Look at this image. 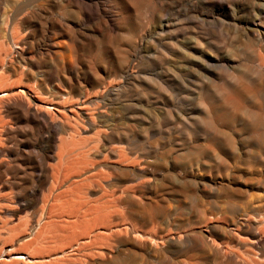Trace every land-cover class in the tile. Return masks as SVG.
I'll return each instance as SVG.
<instances>
[{"label": "rangeland", "instance_id": "374dc122", "mask_svg": "<svg viewBox=\"0 0 264 264\" xmlns=\"http://www.w3.org/2000/svg\"><path fill=\"white\" fill-rule=\"evenodd\" d=\"M81 2L0 0V17L21 19L24 55L34 60L14 57L18 40L6 41L0 24V42L8 49L0 52V92L22 89L0 105V199L9 207L0 204V252L11 249L25 258L0 264H154L213 251L212 239L235 245L232 225L257 217L238 207L264 205V178L257 175L263 166L224 164L218 149L203 150L211 132L239 125L231 118L233 92L258 82L250 74L264 63L256 32L264 30V0ZM48 41L54 54L44 52ZM63 67L96 77L90 91L102 102L99 138L113 133L132 163L116 167L99 201L71 208L53 201L66 185L58 188L50 176L57 142L31 119L6 112L15 103L29 104L38 115L33 97L46 104L73 100L77 93L67 90ZM47 115L50 123L54 111ZM44 204L51 209L35 214Z\"/></svg>", "mask_w": 264, "mask_h": 264}, {"label": "bare ground", "instance_id": "6f19581e", "mask_svg": "<svg viewBox=\"0 0 264 264\" xmlns=\"http://www.w3.org/2000/svg\"><path fill=\"white\" fill-rule=\"evenodd\" d=\"M73 1L78 4L82 3L81 0ZM13 15L5 17V13H1L0 24L3 27L4 39L6 41L18 40V43L14 45V49L12 48L14 50V57L17 60L21 62L26 60L34 62L33 58H30L29 55H24L25 46L19 38L21 19L14 20L16 14L13 13ZM260 15L264 17V6ZM252 25L254 27L259 26L253 22ZM256 32L258 33L257 38L264 45V30H256ZM44 50L47 55L56 52L51 41H48ZM0 52L4 54L8 52L7 45L2 42H0ZM260 61H262L261 58ZM0 63H2V60H0ZM252 70L250 80L252 82L258 80L254 88L236 90L231 97L234 105L231 118L234 122L239 121V125L237 127H234L233 124L230 127L225 125L223 128L211 132V136L203 152H209L212 148L218 149L217 157L224 164L227 162L238 163V161H244L249 166H263L262 170H257V175L264 178V63L260 62ZM62 71L64 74L69 75L66 79L67 90L72 91L74 89L77 93V96L73 100L69 101L66 105L58 101L46 104L33 97L30 101L34 102L33 108L38 115L30 113L29 104L23 107L21 104L15 103L10 108H7L6 112L19 113L31 119L36 128L44 129L43 131H45L48 140L57 142L55 146L58 151L56 155L57 162L55 163L57 165L54 168L55 172L51 173L50 176L52 182L56 183L58 188H61L65 183L66 185L53 195V201H58L63 206L71 208L75 205H85L90 200L94 202L99 201L105 193L103 184L109 178H113L118 172L116 167H130L132 163L116 147V136L113 133L109 135L104 134L101 140L99 138L101 131L96 129V123L99 118H102V111L99 107L101 100L97 99L98 91H90L92 82L96 77L93 74L80 76L75 70L72 71V69L64 67ZM0 79L3 78L0 76ZM252 86L253 84L251 88ZM20 93H22V89L19 88L0 92V105L4 98L19 96ZM245 102L252 105L254 109H250V105L245 108L243 105ZM47 109L54 111V119L50 123L47 122V118H49ZM240 109H245L244 114L240 113ZM249 118L252 120L249 121ZM11 135V131H7L8 139L11 138ZM101 143L103 144L100 145ZM50 169L53 171L52 167ZM40 173L47 180L48 168L41 169ZM262 183H264V179ZM4 185L0 180V187L3 188ZM220 193L224 195L222 191ZM92 195L97 197L90 199ZM33 201H38L37 196H34ZM258 201L262 200L258 199ZM5 202V199H0V204L3 203L2 206L7 210L9 207ZM227 205L232 208L237 204L231 203ZM249 205H251V201L242 204L241 208H238L254 212L257 217H241L239 223L232 225L230 229L237 237L235 245H232L228 241L221 242L212 239L213 251L209 249L203 253L189 251L183 254L182 259L179 261L166 256L162 260L154 262V264H210L213 260L217 264H264V258L260 259L257 256V250L264 252V205H257L255 208L247 210L244 209ZM45 206L48 210L51 209V205L47 206V204H44L40 208H36L34 213L37 214L39 211H43ZM10 217L12 221L15 219L12 214ZM10 250H2L0 252V261L19 262L25 259L20 253H10ZM27 262L29 263L30 261Z\"/></svg>", "mask_w": 264, "mask_h": 264}]
</instances>
